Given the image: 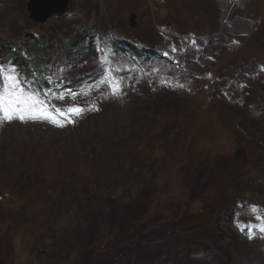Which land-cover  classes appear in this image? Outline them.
<instances>
[{"label":"rangeland","instance_id":"obj_1","mask_svg":"<svg viewBox=\"0 0 264 264\" xmlns=\"http://www.w3.org/2000/svg\"><path fill=\"white\" fill-rule=\"evenodd\" d=\"M30 1L0 0L5 72L100 110L0 127V264H264V0L233 13L244 34L218 0H69L43 23Z\"/></svg>","mask_w":264,"mask_h":264},{"label":"snow or ice","instance_id":"obj_2","mask_svg":"<svg viewBox=\"0 0 264 264\" xmlns=\"http://www.w3.org/2000/svg\"><path fill=\"white\" fill-rule=\"evenodd\" d=\"M195 45L196 41L192 40ZM98 52L102 51L97 49ZM175 46L172 47V52H177ZM169 55L168 52L164 53ZM106 55L100 58L99 67L101 70L110 71L106 69ZM113 79H117L115 76ZM122 79V78H119ZM100 83L106 84L109 93L116 98H121L124 95L122 85L117 82L113 84L107 80V75L102 77ZM179 87L183 88L181 84ZM47 94L40 93L38 90L33 91L31 85H26L19 79V74L15 67L12 66L5 72V65L0 64V127L5 124H12L14 122L20 123H51L57 127H65L67 124H76L73 117H82L87 111H99L100 109L93 105L91 109L81 108L79 106L68 107L66 110L52 104L46 97ZM77 94H73L75 97ZM58 99L63 100L65 97L60 95ZM63 117V119H60ZM255 211V210H253ZM261 217H257L260 219ZM264 232V227L260 229ZM249 238H252L251 236Z\"/></svg>","mask_w":264,"mask_h":264},{"label":"water","instance_id":"obj_3","mask_svg":"<svg viewBox=\"0 0 264 264\" xmlns=\"http://www.w3.org/2000/svg\"><path fill=\"white\" fill-rule=\"evenodd\" d=\"M69 0H31L28 5L31 19L43 23L55 14H63L67 11ZM245 156L242 149L237 151V159Z\"/></svg>","mask_w":264,"mask_h":264},{"label":"bare ground","instance_id":"obj_4","mask_svg":"<svg viewBox=\"0 0 264 264\" xmlns=\"http://www.w3.org/2000/svg\"><path fill=\"white\" fill-rule=\"evenodd\" d=\"M233 0H218V3H219V7L221 8L222 10V15H225V14H233L234 12V9L236 7H241L242 5H245L249 2V0L246 1V3L244 4L243 2H239L236 1L235 2H232ZM228 3V5H227ZM232 3H235V6H234V9L231 11V5H233ZM243 3V4H242ZM228 10V12H226L225 10ZM225 11V12H224ZM223 22V21H222ZM230 29H232V31L234 33H247L249 32V29H250V25H252V23L250 21H248L247 19H238V20H235L234 22H230Z\"/></svg>","mask_w":264,"mask_h":264},{"label":"trees","instance_id":"obj_5","mask_svg":"<svg viewBox=\"0 0 264 264\" xmlns=\"http://www.w3.org/2000/svg\"><path fill=\"white\" fill-rule=\"evenodd\" d=\"M126 48H128V47H126V46L122 47L123 50L128 51V50H126ZM14 53H15V55H13L14 59L17 61V63L21 64L27 71L34 72V70H35V73H37L39 71V67L37 65L31 63L30 60H28L27 57L24 56V52L21 49L20 50L14 49ZM68 53H69V50H65L63 52V54H65V55H71L72 54V53H70V54H68ZM117 53H120V52H117ZM43 79H44V77H42V80ZM43 84H46V83L43 82Z\"/></svg>","mask_w":264,"mask_h":264},{"label":"built area","instance_id":"obj_6","mask_svg":"<svg viewBox=\"0 0 264 264\" xmlns=\"http://www.w3.org/2000/svg\"><path fill=\"white\" fill-rule=\"evenodd\" d=\"M236 1H238V0H233L232 2H235V3H236ZM246 1H247V0H239V2H243L244 4L246 3ZM249 1H250V0H249ZM235 3H232L233 5H231V11L234 9ZM243 3H242V4H243ZM227 5H228V3H227ZM245 5H246V4H245ZM245 5H242L241 7H243V6H245ZM241 7H236V8L234 9V12H235L236 9L241 8ZM225 11L228 12L227 9H226ZM225 11H224V12H225ZM234 12H233V13H234ZM222 14H223V13H222ZM232 15H233V14H231V15H230V14L222 15V21H223V22H222V27H223V29L226 28L227 30H232V29H230V27H229L230 24H231L230 22H234V20L232 21ZM240 19H241V18H240Z\"/></svg>","mask_w":264,"mask_h":264}]
</instances>
